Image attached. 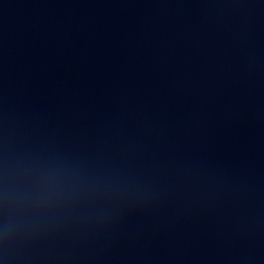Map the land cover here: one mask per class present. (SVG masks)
I'll return each mask as SVG.
<instances>
[{
	"label": "water",
	"instance_id": "95a60500",
	"mask_svg": "<svg viewBox=\"0 0 264 264\" xmlns=\"http://www.w3.org/2000/svg\"><path fill=\"white\" fill-rule=\"evenodd\" d=\"M0 264H264V0H0Z\"/></svg>",
	"mask_w": 264,
	"mask_h": 264
}]
</instances>
